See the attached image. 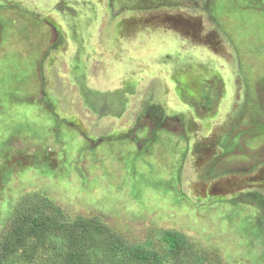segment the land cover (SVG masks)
<instances>
[{
    "label": "rangeland",
    "instance_id": "rangeland-1",
    "mask_svg": "<svg viewBox=\"0 0 264 264\" xmlns=\"http://www.w3.org/2000/svg\"><path fill=\"white\" fill-rule=\"evenodd\" d=\"M28 194L264 264V0H0V237Z\"/></svg>",
    "mask_w": 264,
    "mask_h": 264
},
{
    "label": "trees",
    "instance_id": "trees-1",
    "mask_svg": "<svg viewBox=\"0 0 264 264\" xmlns=\"http://www.w3.org/2000/svg\"><path fill=\"white\" fill-rule=\"evenodd\" d=\"M167 253L128 241L101 218L70 216L48 197L21 198L0 237V264H204L182 235L167 231Z\"/></svg>",
    "mask_w": 264,
    "mask_h": 264
}]
</instances>
